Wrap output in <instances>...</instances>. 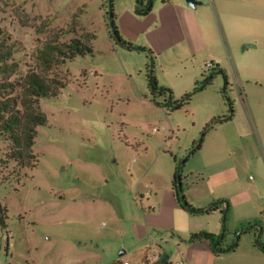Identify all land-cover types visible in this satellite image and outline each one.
I'll use <instances>...</instances> for the list:
<instances>
[{
	"label": "rangeland",
	"instance_id": "rangeland-1",
	"mask_svg": "<svg viewBox=\"0 0 264 264\" xmlns=\"http://www.w3.org/2000/svg\"><path fill=\"white\" fill-rule=\"evenodd\" d=\"M132 1L113 0L117 28ZM200 1L210 4L226 25L228 3ZM234 1L237 11H248L243 0ZM244 1L247 6L263 4L264 13V0ZM109 11V0H0V27L23 72L36 65L38 51L55 33L71 28L73 19L79 26L61 42L84 32L95 35L92 54L53 69L66 86L57 97L41 100L48 123L38 129L36 167L20 169L7 161L10 145L0 137V206L6 211V227L0 221V264H134L145 263L142 259L150 253L160 255L157 264L166 258L183 262L192 234L225 231L220 212L191 218L184 223L191 230L186 235L168 231L169 213L156 216L155 199L148 191L160 184L161 195L163 186L168 188L176 168L197 147L206 127L219 119L216 116L246 115L239 93L260 88L243 79L238 85L231 63L255 58L254 49L244 51L247 42L231 51L223 44L228 84L215 71L204 90L176 108L174 102L180 104L214 72L204 66L201 75L189 77L190 64L168 57L152 60L144 51L120 45ZM249 11L262 12L258 7ZM204 12L217 31L211 13ZM151 71L173 99L169 93H155L153 99L147 81ZM155 127L160 131L154 132ZM215 127L207 131L203 150L183 166L181 188L187 202L207 188L198 183L209 172ZM252 143L253 164L245 167L240 185L252 194V203L229 202L221 242L223 250L236 243L238 247L216 253L212 264H264L263 170L256 166L261 158L264 168V145L262 155L258 140Z\"/></svg>",
	"mask_w": 264,
	"mask_h": 264
},
{
	"label": "crops",
	"instance_id": "crops-1",
	"mask_svg": "<svg viewBox=\"0 0 264 264\" xmlns=\"http://www.w3.org/2000/svg\"><path fill=\"white\" fill-rule=\"evenodd\" d=\"M136 1L133 0L124 15L125 20L119 18L118 31L121 37L129 44L146 49L144 54L147 58H174L182 64H190V73L193 77L201 75V69L207 62H214L218 71L223 70L227 76L228 71L223 66L225 61L224 46L230 51L232 46L250 43L244 51L251 48L254 53L253 59H246L238 64L231 63L232 72L238 85H242V79L246 83H254L260 89L248 92L242 88L239 93L241 102L245 108L246 115L216 116L219 123L213 135L211 157L209 160V172L202 176L199 185H206L207 188L188 203L196 209H205L220 200L233 202L236 200L242 204L252 203V194L240 189L243 171L246 166L252 165L250 157L253 139L258 140L263 155L264 145V13L263 4L249 5L242 1L248 11L233 7L234 0H224L231 6V11L224 14L226 25L222 20L217 19L215 12H212L210 4L203 2L196 8L190 7L185 0H155L151 12L145 16L137 15L135 12ZM251 7H258L262 12L250 13ZM204 10L211 13L212 22L209 23L204 17ZM256 10V9H255ZM214 14V15H213ZM216 17V19H215ZM216 20V21H215ZM221 24V25H220ZM221 30V31H220ZM221 32V34H220ZM230 34L232 41H230ZM224 44V46H223ZM150 55V56H149ZM188 68H186V71ZM224 77L219 73V78ZM197 79V78H196ZM261 81V82H260ZM224 118V119H221ZM202 146L201 150H203ZM264 159V157H263ZM262 163H257L260 172L264 168ZM173 180L168 188L163 186L160 195L161 185L157 184L153 190L148 191V197L155 199L153 209H157V217L163 218L169 213L168 231L181 234L191 233V230L184 228V223L191 221L195 216L181 207L177 201L173 188ZM165 203L167 204L164 208ZM225 205H223L224 207ZM213 214V213H211ZM202 229V228H201ZM205 231V230H202ZM205 232L213 234L211 230ZM126 254V252H125ZM216 254L212 242L208 239L191 241L185 247L182 255L184 264H212ZM146 258V257H145ZM143 258L142 261L145 259Z\"/></svg>",
	"mask_w": 264,
	"mask_h": 264
},
{
	"label": "trees",
	"instance_id": "trees-1",
	"mask_svg": "<svg viewBox=\"0 0 264 264\" xmlns=\"http://www.w3.org/2000/svg\"><path fill=\"white\" fill-rule=\"evenodd\" d=\"M155 0H136L135 12L137 15L145 16L151 12ZM110 11L107 15L110 18L113 27L114 36L117 42L128 48L145 51L146 49L127 43L120 35L116 26V16L114 14V2L109 0ZM71 28L60 29L51 41H48L36 57V65L28 67L23 72L21 64L15 59V51L5 37L3 29L0 27V137L9 143L10 148L6 154V160L15 162L20 169L34 167L36 157L33 149L38 136V129L48 123L46 116L41 111V100L44 98L57 97L65 84L53 75V69L56 66H62L77 57H84L93 53L92 40L95 35L84 32L79 37H74L68 42H61V39L72 33H75L79 26L76 19L70 23ZM154 60V59H152ZM214 72L210 79H206L205 84L201 87L196 85L194 92L186 94L181 103L174 102L176 108L186 104L192 96L204 90L213 80L215 71L224 75L226 85L228 84L227 76L223 70L218 71L216 66L211 70ZM148 86L152 90L153 99L155 93L164 96L170 94L173 99V93L170 90L161 88L156 80L154 71L147 75ZM219 120H214L205 129V134L201 138L197 147L190 152L189 156L183 161L182 165L177 167L173 176V188L177 201L182 208L194 215L211 214L220 212L223 216L225 231L221 235L211 234L205 231L192 234L191 241L199 239H208L212 242L215 254L234 251L238 243L226 250L221 248V242L225 239L227 213L230 209L228 200H220L208 206L205 209H196L190 205L179 190V184L182 182L183 166L188 162L190 156L201 150L207 131L218 124ZM36 167V166H35ZM34 167V168H35ZM223 205H225L223 207ZM0 221L2 227H6V211L0 206ZM264 250V247L262 246ZM115 264H121L119 262Z\"/></svg>",
	"mask_w": 264,
	"mask_h": 264
},
{
	"label": "built area",
	"instance_id": "built-area-1",
	"mask_svg": "<svg viewBox=\"0 0 264 264\" xmlns=\"http://www.w3.org/2000/svg\"><path fill=\"white\" fill-rule=\"evenodd\" d=\"M216 66V64L214 62H207L206 65H205V70L206 71H211L214 67ZM154 132H159L160 129L155 127L153 129ZM160 263V255L157 254V253H150L146 258H145V263H134V264H152V263ZM163 264H184L183 262H175V263H172V262H168L167 261V258L162 262ZM123 264H131L129 262H124Z\"/></svg>",
	"mask_w": 264,
	"mask_h": 264
},
{
	"label": "water",
	"instance_id": "water-1",
	"mask_svg": "<svg viewBox=\"0 0 264 264\" xmlns=\"http://www.w3.org/2000/svg\"><path fill=\"white\" fill-rule=\"evenodd\" d=\"M185 1H186V3H187L190 7H192V8H196V7L199 6V5H203V2L200 1V0H185ZM179 190H180V192L182 193L181 184H179ZM124 254H125V251H123V252L121 253V255H124Z\"/></svg>",
	"mask_w": 264,
	"mask_h": 264
}]
</instances>
